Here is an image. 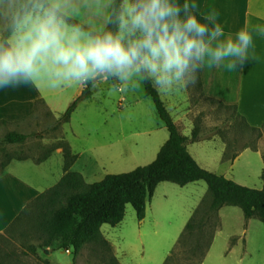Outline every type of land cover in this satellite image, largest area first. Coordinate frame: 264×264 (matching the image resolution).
I'll return each instance as SVG.
<instances>
[{
    "label": "rangeland",
    "instance_id": "374dc122",
    "mask_svg": "<svg viewBox=\"0 0 264 264\" xmlns=\"http://www.w3.org/2000/svg\"><path fill=\"white\" fill-rule=\"evenodd\" d=\"M117 83L114 80L100 79L91 88L92 95L80 100L70 121L64 127L63 124L59 125L58 129L55 126L60 115L81 95L83 85L74 84L56 90L43 85L4 89L8 91L5 95L10 96L11 91V96L18 98L43 95L45 100L56 101L59 110H52L44 101L38 104L29 118L11 124L1 123L0 166L8 156H23L30 160L27 162L31 170H36L31 161L41 159L51 152L52 165H46L42 170L48 174L47 179L36 180L46 190L53 184L60 173V166L62 167V155L58 154L62 150L55 148L62 138L69 142L73 152L78 155L72 170L82 173L87 183L101 181L108 174L130 172L152 163L165 137L169 136L167 128L159 117L154 100L146 94L145 85L142 84L136 92H130L118 87ZM161 97L172 117L180 123L183 133L191 136L187 143L191 142L188 146L190 152L191 145L197 141L196 147L203 141L218 144L223 142L226 145L227 159L240 154L235 163L231 162L232 159L224 161L221 166L223 174L228 173L227 178L247 187H263L264 124L253 127L246 120L237 117L234 109L206 97L199 76L194 87L161 94ZM194 130L198 133L195 141L192 140ZM12 131L34 136L22 144L3 143V138ZM40 132L42 134L37 136ZM33 177L36 178V175L33 174ZM167 184H170L168 188L174 186L170 190L172 194L163 198L158 191L161 195L157 193L154 196L155 209L151 208L152 204L148 201L149 213L142 228L144 244L129 248L130 255L125 256L126 262L163 264L170 255L168 264H200L206 254L219 223L210 214L213 200L211 193H208V199L203 202L202 215L193 229L176 244L185 226V209H188V203H193V200L191 195L179 192L183 190L179 185L172 182ZM199 184L208 190L205 181H200L197 186ZM160 189L161 187L158 190ZM226 207L243 216L240 207ZM42 212L40 206L27 211L17 225L0 235V264H68L65 260L74 257L73 249H58L59 242H49L47 235L41 233L39 222L42 220ZM208 214L211 219L206 224ZM156 216H159V224L155 222ZM258 222L256 229H250L243 235V239L248 242L254 240V243L252 255L241 264H264V223ZM137 225H140V221L136 211L132 204H127L121 223L116 226L105 224L102 228L110 230L113 239L123 229L126 239L132 241V229ZM245 228L247 229L246 226ZM224 230L226 234L237 233L239 228L236 218ZM139 241L142 242L141 239ZM227 243L225 237L218 236L213 246V256L201 264H222L220 256ZM96 264L104 263L98 259Z\"/></svg>",
    "mask_w": 264,
    "mask_h": 264
},
{
    "label": "clouds",
    "instance_id": "9594fccd",
    "mask_svg": "<svg viewBox=\"0 0 264 264\" xmlns=\"http://www.w3.org/2000/svg\"><path fill=\"white\" fill-rule=\"evenodd\" d=\"M218 17L180 0H0V89L194 87L205 65L243 69L264 37L249 20L225 39Z\"/></svg>",
    "mask_w": 264,
    "mask_h": 264
},
{
    "label": "trees",
    "instance_id": "16d2710c",
    "mask_svg": "<svg viewBox=\"0 0 264 264\" xmlns=\"http://www.w3.org/2000/svg\"><path fill=\"white\" fill-rule=\"evenodd\" d=\"M180 3L183 5L187 3V0H180ZM83 86L81 95L75 98L65 113L60 116L55 129L70 121L72 113L80 100L89 98L92 95V86ZM145 89L146 94L153 98L160 118L170 133V137L162 146L157 159L146 166H139L133 171L108 174L101 181L87 183L80 172L71 170L78 159V155L73 152L69 142L62 138L55 148H61L64 155V176L55 186L32 200L6 231L17 225L27 211L40 206L43 209L42 220L39 222L41 233L47 235L49 242H59L58 249H73L74 263L81 251L89 245L95 255H101L102 263L120 264L113 253L112 246L103 237L101 227L104 224L116 226L121 223L125 217L127 204H132L138 219L143 220L146 216L148 201L153 197L158 184L163 181L175 182L182 186L194 181H206L213 197L210 214L219 220L215 232L221 226L218 215L219 210L225 205L239 206L244 211L247 219L258 218L264 223V188L247 187L201 167L187 149L190 138L181 133L160 93L154 90L151 85H145ZM41 102H44V100L38 99L37 106ZM220 103L227 108L234 109L237 112V117L246 120L238 112L236 106H229L221 101ZM1 123L8 124L6 120H1ZM32 136L34 135L12 131L3 138L2 142L5 144H20L26 142ZM192 137L193 141L197 140V130L193 131ZM50 153L34 162L38 164L44 162L49 158ZM26 159L23 156H8L6 162L0 166V176L13 160ZM262 179L264 182V169ZM203 204L194 212L178 242L197 223L204 209ZM211 215H207L206 224L211 219ZM214 235L208 250L211 247ZM235 240L233 238L231 243L233 244ZM206 254L202 257L203 259ZM170 259L169 255L164 264H168Z\"/></svg>",
    "mask_w": 264,
    "mask_h": 264
},
{
    "label": "crops",
    "instance_id": "0c3cea01",
    "mask_svg": "<svg viewBox=\"0 0 264 264\" xmlns=\"http://www.w3.org/2000/svg\"><path fill=\"white\" fill-rule=\"evenodd\" d=\"M187 4L189 5L190 9L197 11L200 14H207L212 9H215L219 13L218 21L222 26L224 32L223 38L225 39L228 36L234 37L235 34L240 30V28L243 27L246 21L250 20L253 24L264 26V0H187ZM192 5H195V8H192ZM254 43L255 58H252L253 54L250 52L249 62L243 69H228L226 67H213L209 69L205 65V67L200 70L198 76L203 93L206 97L221 101L229 106H236L238 112L246 119L248 124L253 127H260L264 124V37L254 36ZM29 87L32 88V86ZM5 92L8 91L0 89V121L6 120L8 124L20 122L29 118L37 108L38 99H43L45 101V104L48 105L52 110H59V105H56V101L45 100L43 95L38 94L36 96H23L18 98L15 96H11V91H9L10 96L5 95ZM174 120L177 123L181 133L190 138L191 136L183 133V129L181 128L178 120ZM66 123L63 124V127ZM169 137L170 133L169 136L167 135L165 137L163 145L168 141ZM190 144L191 142L187 145V149ZM196 144H198V141L195 142L194 145H191L192 152L188 150L190 154L194 157V159L201 167L218 175H223L226 177L228 174H223L221 169V166L225 160L232 159V161H230L235 163L240 157V154H235L227 159L226 145L223 142H221V144H218L216 142L213 143L211 141H203L198 147L195 146ZM58 154L62 155V167L60 166L59 168L60 173L58 176H56V179L53 182L54 185H50L49 188L55 186L65 174L63 152H59ZM50 158L51 156L47 160L39 164L31 161L33 162L31 164L34 165L37 171L33 169L31 170L29 162H27L30 161L28 159L13 160L12 163L8 165L4 173L0 176V234L5 233L6 229L23 212L25 207L32 200H34L37 196L47 190L42 189L36 180L40 178L47 179L48 174L43 173L42 170L46 165H52V160ZM33 174L36 175V178L33 177ZM200 181L204 180L190 182L184 186L172 182L182 187L181 189L183 190H179L181 194H189L191 195V198L193 200V203H188V209H185L187 213L185 214V226L178 240L180 239L186 225L192 218L196 209H198L201 204L208 199V193H210L209 186L206 181L205 182L208 186V190L201 184H199L200 186H197ZM168 182L171 181H163L158 184L153 197L150 198L152 209H155V205L153 202L155 200L154 196L157 195V193L159 195H161L160 193H162L161 196H163V198L164 196L167 197L172 194L170 190L174 186H169L170 188H168L167 186L170 185L167 184ZM191 185L196 186L192 187ZM159 187H161L160 190H158ZM263 188L264 182L263 187L260 189ZM158 191H160V193ZM234 211L236 210H228L226 205L219 210L218 215L221 226L215 232L211 247L208 250L203 261H207L210 257L213 256V246L218 236L225 237L228 240V243L223 248L220 256L222 264H241L242 261L245 262V260H247L252 255V244L254 243V240L252 242H248L246 239H243V235L250 229H256L259 226L258 221H262L258 218L247 219L243 210V216L240 214V212ZM148 213L149 210L147 203L146 215H148ZM234 218H236L238 222L239 231L237 233L226 234L224 229H226L230 225L231 221ZM145 220L146 216L143 220H139V226L137 225L132 229V233L134 235V240L132 241L126 239L125 235L122 232L123 229L119 230L121 232L118 233V236L113 239L110 230H103L104 228L102 227L105 224L101 227L103 237L110 243L113 252L114 250L116 251L114 252V255L120 264H135V262H137L129 261L128 263L125 260V256L129 254V248L138 247L140 244H144L142 239V228ZM155 222L156 224L160 223L159 216H156ZM245 226L247 227V229L245 228ZM237 234L240 235L238 236ZM137 237L141 239L142 242H140ZM233 238H235L236 241L232 244L231 240ZM100 256L95 255L92 248L87 245L77 257L75 264H96L98 262V259L100 262L102 261L100 259ZM65 263L74 264V257L72 259L65 260Z\"/></svg>",
    "mask_w": 264,
    "mask_h": 264
}]
</instances>
